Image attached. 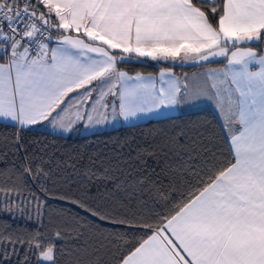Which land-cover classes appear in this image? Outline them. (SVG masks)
Listing matches in <instances>:
<instances>
[{"label": "snow or ice", "instance_id": "obj_1", "mask_svg": "<svg viewBox=\"0 0 264 264\" xmlns=\"http://www.w3.org/2000/svg\"><path fill=\"white\" fill-rule=\"evenodd\" d=\"M147 61L209 71L190 84L169 68L159 81L124 70ZM200 100L226 152L181 128L122 179L91 158L37 159L19 135L0 147V264H264V0H0V120L19 131L71 134ZM56 172L67 192L53 191ZM118 193L140 210H109ZM53 197L75 211L49 216Z\"/></svg>", "mask_w": 264, "mask_h": 264}, {"label": "trees", "instance_id": "obj_2", "mask_svg": "<svg viewBox=\"0 0 264 264\" xmlns=\"http://www.w3.org/2000/svg\"><path fill=\"white\" fill-rule=\"evenodd\" d=\"M162 68H169L175 74L190 73L201 69V66H182L180 63H155V62H131L126 65L125 71L129 74H148ZM193 130L200 132L205 137V143L216 151L224 148V133L217 117L210 110H199L184 114H177L159 119H151L145 122L124 126L113 130L96 132L89 135L69 134L66 136L56 135L41 131L38 129H25L19 131L17 127L6 123H0V147L5 144L11 145L13 138L19 135L25 145L37 154L46 153L45 159L48 157L56 161L69 158H81L84 165L89 164V158L95 163L92 165L97 171L102 172L105 168L111 170L112 177H121V173L127 172L135 166L134 157L142 148L151 144L154 140H158L164 133L172 132L178 129ZM18 162V161H17ZM9 163H11V156ZM152 167L156 165L149 160ZM158 170V169H157ZM71 168L67 169V173H71ZM56 187L53 191L61 193L68 191V186L63 183V174L56 172ZM51 183V182H50ZM73 191L76 195H82L76 192V185H73ZM107 189H113V180L97 179L91 185H88V191L95 196L98 192H104ZM144 200H148L145 195ZM154 205L149 200L148 207ZM75 211L74 206L65 203L55 197L49 200L46 206L49 216H59L62 211L67 212L69 209ZM109 210L116 212H129L140 210V205L136 200L129 201L122 193H118L115 198L108 204ZM146 210V209H145ZM83 216L84 213L81 212ZM89 222H95L103 231L107 232L113 227L106 221L96 220L94 217H88ZM21 225L27 223L28 227H34L32 221H20Z\"/></svg>", "mask_w": 264, "mask_h": 264}, {"label": "crops", "instance_id": "obj_3", "mask_svg": "<svg viewBox=\"0 0 264 264\" xmlns=\"http://www.w3.org/2000/svg\"><path fill=\"white\" fill-rule=\"evenodd\" d=\"M179 63V62H177ZM181 64V63H180ZM182 66H200L199 64H182ZM202 67V66H201ZM212 68H223V65L221 64H212L211 65ZM209 71L208 67H202L201 69L194 71V72H190V73H181V74H175L174 76L179 78V80L181 82H183L185 79L188 80V82L191 84L192 82H194V80L196 79H203V74L207 73ZM145 78L148 77H152L154 78L155 75H153V73H148L144 75ZM199 110H210L211 112H213L215 114V116L217 117L218 121L220 122V124H222V120L220 119L214 105L212 102L208 101V100H200L197 102H187L184 103L182 105H178L175 108H169V109H162L160 112H158V114H148V120L151 119H159V118H164V117H168V116H173V115H177V114H184V113H189V112H195V111H199ZM152 117H156V118H152ZM0 123H6L9 125H13L12 122L10 121H3L0 120ZM44 127H46L48 133H58L56 130H54L50 125H47V123L45 122ZM41 125H36V126H32L29 129H38V127H40ZM83 131V132H82ZM88 130L85 127H80L77 130L73 131L71 134H79V135H89L91 133L87 132ZM69 135V134H66ZM65 136V135H62Z\"/></svg>", "mask_w": 264, "mask_h": 264}, {"label": "rangeland", "instance_id": "obj_4", "mask_svg": "<svg viewBox=\"0 0 264 264\" xmlns=\"http://www.w3.org/2000/svg\"><path fill=\"white\" fill-rule=\"evenodd\" d=\"M152 62V61H149ZM155 63H166V62H155ZM162 69L160 70H156L155 72H153V75H155L154 78L152 77H148V78H152L156 81H159L160 78V72ZM136 74H140V73H136ZM136 74H129V75H136ZM141 76L144 77L145 74H140ZM177 78V77H176ZM179 79V78H177ZM157 86L159 87V84H157ZM152 115L154 114H158V113H151ZM152 118H156V117H152ZM148 120V115L147 116H142L140 118L137 119H133V120H129V121H124L122 118H117L116 120H112L111 117H109V121L106 124L100 125V126H96V127H92V128H86L89 133H96V132H102V131H106V130H113V129H117L120 127H124V126H130L133 124H137V123H141V122H145ZM38 130L41 131H47L46 127H44V125H41L40 127H38ZM83 132V131H82ZM56 135H65L66 134H61V133H55Z\"/></svg>", "mask_w": 264, "mask_h": 264}]
</instances>
